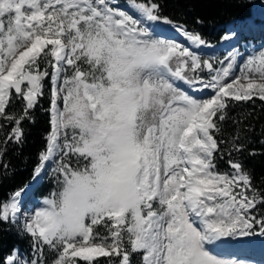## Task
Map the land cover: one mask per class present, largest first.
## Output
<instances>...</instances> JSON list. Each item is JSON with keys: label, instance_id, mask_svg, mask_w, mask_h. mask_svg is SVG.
Listing matches in <instances>:
<instances>
[{"label": "snow or ice", "instance_id": "6c2138e0", "mask_svg": "<svg viewBox=\"0 0 264 264\" xmlns=\"http://www.w3.org/2000/svg\"><path fill=\"white\" fill-rule=\"evenodd\" d=\"M131 7L137 14L119 0H0V130L12 125L2 143H24L23 122L49 88L33 180L50 170L55 181L31 213L27 185L0 202V224L32 250L0 264H251L217 249L264 239V191L232 159L244 138L224 130L241 122L231 116L239 102L264 103V48L242 66L229 51L217 67L157 34L162 23L207 43L158 0Z\"/></svg>", "mask_w": 264, "mask_h": 264}, {"label": "trees", "instance_id": "16d2710c", "mask_svg": "<svg viewBox=\"0 0 264 264\" xmlns=\"http://www.w3.org/2000/svg\"><path fill=\"white\" fill-rule=\"evenodd\" d=\"M256 1L264 0H158V3L162 6L163 16L200 34L207 43L215 44L226 34V25L230 21L244 20L251 16ZM198 20L200 23H197ZM48 92L49 88H45L41 106L33 113L34 122H23V144L17 145L14 141L2 143L12 125L0 130V148L5 152L0 157V165H8L7 169L0 167V202H6L16 190L27 185L33 178V169L39 162L38 154L45 148L44 137L49 128V115L45 111L49 107ZM21 107V102L16 101L15 110ZM231 116L241 122L234 124L230 119L224 126L225 132L230 135L238 130L245 143L244 150L233 153L232 159L241 161L250 170L256 187L264 191V103L258 100L254 104L239 102L238 106L232 108ZM0 123H3L2 118ZM226 161L227 157L219 161L220 169L228 170ZM52 187L53 183L44 179L36 193L45 195ZM16 247L28 256L31 254L28 239H22L16 227L7 223L0 224V256H6ZM134 264H138L135 258Z\"/></svg>", "mask_w": 264, "mask_h": 264}, {"label": "rangeland", "instance_id": "374dc122", "mask_svg": "<svg viewBox=\"0 0 264 264\" xmlns=\"http://www.w3.org/2000/svg\"><path fill=\"white\" fill-rule=\"evenodd\" d=\"M120 2V7L132 12L134 15L137 14L135 9L131 7V2ZM256 25V27L252 25ZM161 25V26H160ZM160 26V27H159ZM159 27V31L163 30V27H166L172 34L168 36H163L166 34L161 35L157 32V28ZM171 27V28H170ZM155 31L157 34L161 36V38L172 39L175 41L180 42L182 45L188 46L190 50L194 51L197 55H200L202 59H208L213 62L217 67H222V65L218 64L217 61L219 59H223V57L229 51L238 52V65L242 66L244 60L251 54H255L257 51L264 48V2L263 1H256L253 5L252 15L246 20H234L231 21L227 25V33L225 35H233V39L231 41H222L217 45H209L206 44L204 46L193 45L188 42L180 33L176 32L174 28L170 25H165L160 23L159 25L155 26ZM174 31V32H173ZM178 35V36H177ZM171 36V37H170ZM180 36V37H179ZM174 37V38H173ZM181 40H179V39ZM205 74H207V70H205ZM186 88H185V87ZM182 88L185 90H189L187 85H181ZM190 91V90H189ZM194 96H207L210 95L207 90L204 93H194L190 92ZM44 179H49L53 183V187L51 190L47 192V195L55 189V181L53 176L50 173V170H46L41 178H36L35 182L37 185L42 183ZM34 182L33 180L27 185V190L22 197V208L24 209L25 213H31L33 210H37L39 207L42 206V200L47 196L40 195L38 196L35 192L36 184L33 187ZM31 184V186H30ZM33 187V188H32ZM257 256L260 257H249L244 252L248 251H259ZM19 249V248H17ZM221 251L224 249V252L218 251L219 254L223 255L226 258H241L245 259L251 264H264V239L262 238H250L243 243L240 244H228L223 245L220 248ZM19 251L22 254H25L24 251ZM251 255V252H248ZM261 253V254H260ZM26 255V254H25ZM32 255H29V257Z\"/></svg>", "mask_w": 264, "mask_h": 264}, {"label": "bare ground", "instance_id": "6f19581e", "mask_svg": "<svg viewBox=\"0 0 264 264\" xmlns=\"http://www.w3.org/2000/svg\"><path fill=\"white\" fill-rule=\"evenodd\" d=\"M161 26V25H160ZM159 26V27H160ZM252 26H254V27H256V25L254 24V25H252ZM159 27L157 28V32H159V33H161V34H166V35H170V34H172L166 27H163V30H158L159 29ZM171 28V27H170ZM174 32V31H173ZM178 36V35H177ZM180 37V36H179ZM179 39V38H178ZM186 39V38H185ZM43 175V174H42ZM41 175V176H42ZM41 176L39 177V178H41ZM34 182H32L31 184H33V187H34V185L36 184L35 182H38V181H35V180H33ZM31 184H30V186H31ZM32 187V188H33ZM258 252H260V248H259V251H255V252H251V255L252 256H257L256 254H258Z\"/></svg>", "mask_w": 264, "mask_h": 264}]
</instances>
